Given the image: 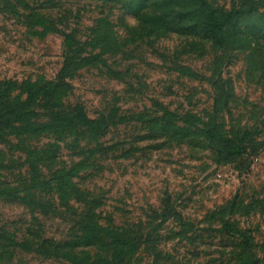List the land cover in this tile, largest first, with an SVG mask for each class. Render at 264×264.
<instances>
[{
    "label": "rangeland",
    "instance_id": "obj_1",
    "mask_svg": "<svg viewBox=\"0 0 264 264\" xmlns=\"http://www.w3.org/2000/svg\"><path fill=\"white\" fill-rule=\"evenodd\" d=\"M0 264H264V0H0Z\"/></svg>",
    "mask_w": 264,
    "mask_h": 264
},
{
    "label": "trees",
    "instance_id": "obj_2",
    "mask_svg": "<svg viewBox=\"0 0 264 264\" xmlns=\"http://www.w3.org/2000/svg\"><path fill=\"white\" fill-rule=\"evenodd\" d=\"M235 15V11H227V12H223L219 15L213 13V12H209L206 14L205 19L202 21V26L203 28L209 32V34H211L212 36H214L217 39H221L222 38V34H223V27L224 24L230 20L233 16ZM76 33L73 32L71 35L70 34H66L67 38H71V37H76ZM92 37L89 36V38ZM94 49V48H93ZM92 53V52H89ZM60 177H64V175L57 174L56 178L58 179H62Z\"/></svg>",
    "mask_w": 264,
    "mask_h": 264
}]
</instances>
